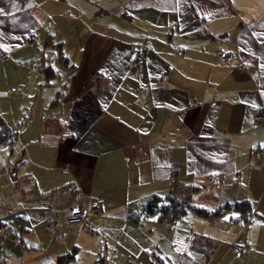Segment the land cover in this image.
I'll return each instance as SVG.
<instances>
[{"label": "crops", "instance_id": "1", "mask_svg": "<svg viewBox=\"0 0 264 264\" xmlns=\"http://www.w3.org/2000/svg\"><path fill=\"white\" fill-rule=\"evenodd\" d=\"M24 1L0 0V264H264V0ZM174 181L247 212L128 217ZM72 188L101 211L65 223Z\"/></svg>", "mask_w": 264, "mask_h": 264}, {"label": "trees", "instance_id": "2", "mask_svg": "<svg viewBox=\"0 0 264 264\" xmlns=\"http://www.w3.org/2000/svg\"><path fill=\"white\" fill-rule=\"evenodd\" d=\"M58 44V43H57ZM58 58L67 61L65 56L59 52L58 48ZM44 71L46 76H49L53 68L49 65L44 66ZM196 189V186L193 184H187L182 182L174 181L172 189L165 195L159 194H151L138 202L130 203L128 206L127 215L134 221H137L141 214L142 216H146L147 214L155 213L156 217L160 220L172 222L179 216H181L188 208L193 209L195 212L202 214L204 216L210 215L214 216L220 213L222 210L228 207H234L239 210L240 214L244 216L246 214L247 202L244 201H231L225 202L218 208L213 210H207L206 208L196 205L192 203V193ZM84 219V218H83ZM82 221V220H81ZM207 238V249L209 251L212 249L215 244V240L212 238ZM74 254V249H70L68 251H64L62 253L57 254L55 263L61 264L67 260H69Z\"/></svg>", "mask_w": 264, "mask_h": 264}, {"label": "built area", "instance_id": "3", "mask_svg": "<svg viewBox=\"0 0 264 264\" xmlns=\"http://www.w3.org/2000/svg\"><path fill=\"white\" fill-rule=\"evenodd\" d=\"M24 1V0H21ZM216 53L222 56L225 59L230 58L232 52L227 48L218 47L216 49ZM7 52L0 48V58L6 56ZM130 63H139L144 59V46L142 44L132 47L130 53ZM165 72L163 73L164 76ZM16 90H20V87H16ZM248 109L250 111V116L253 119L260 120L264 119V105H255L249 104ZM264 154V147L258 148L256 151V155ZM61 170L66 171L67 166L66 164H62L60 166ZM171 179H174L173 175L170 176ZM217 177L215 174L210 175L209 180L210 182L214 183ZM71 200L69 206L67 208V213L65 214L64 221L65 223H77L80 222L83 218L87 216L89 212H100L101 205L99 199L96 198L88 204H85L82 200L83 193L78 188H72L71 192ZM230 249L235 255L241 253L243 246L236 242H232L230 244ZM146 258L151 264H161L162 263V256L159 252L153 249H146ZM191 264H206V262L201 261L200 259H192Z\"/></svg>", "mask_w": 264, "mask_h": 264}, {"label": "water", "instance_id": "4", "mask_svg": "<svg viewBox=\"0 0 264 264\" xmlns=\"http://www.w3.org/2000/svg\"><path fill=\"white\" fill-rule=\"evenodd\" d=\"M31 4H32V2H30L29 0H25V1L23 2L22 7H23V8H26V7L30 6ZM4 93H5V91H0V94H4Z\"/></svg>", "mask_w": 264, "mask_h": 264}, {"label": "rangeland", "instance_id": "5", "mask_svg": "<svg viewBox=\"0 0 264 264\" xmlns=\"http://www.w3.org/2000/svg\"><path fill=\"white\" fill-rule=\"evenodd\" d=\"M62 218H63V216H62ZM63 221V219L60 221V222H62ZM59 240H61V239H59ZM25 245V244H24ZM28 246H29V244H27ZM23 249H26V248H24V246H23ZM27 256V251L26 250H24V252H23V257H26Z\"/></svg>", "mask_w": 264, "mask_h": 264}]
</instances>
